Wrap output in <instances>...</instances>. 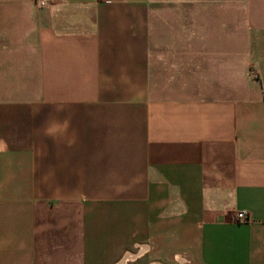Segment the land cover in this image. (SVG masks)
I'll return each mask as SVG.
<instances>
[{
  "label": "crops",
  "instance_id": "obj_1",
  "mask_svg": "<svg viewBox=\"0 0 264 264\" xmlns=\"http://www.w3.org/2000/svg\"><path fill=\"white\" fill-rule=\"evenodd\" d=\"M125 259L264 264V0H0V264Z\"/></svg>",
  "mask_w": 264,
  "mask_h": 264
},
{
  "label": "built area",
  "instance_id": "obj_2",
  "mask_svg": "<svg viewBox=\"0 0 264 264\" xmlns=\"http://www.w3.org/2000/svg\"><path fill=\"white\" fill-rule=\"evenodd\" d=\"M35 2L38 4V6L42 7L46 4L47 0H35ZM234 219L237 222H247L249 220V217L247 216V213L245 211H238Z\"/></svg>",
  "mask_w": 264,
  "mask_h": 264
},
{
  "label": "bare ground",
  "instance_id": "obj_3",
  "mask_svg": "<svg viewBox=\"0 0 264 264\" xmlns=\"http://www.w3.org/2000/svg\"><path fill=\"white\" fill-rule=\"evenodd\" d=\"M120 264H126V259L123 260Z\"/></svg>",
  "mask_w": 264,
  "mask_h": 264
},
{
  "label": "rangeland",
  "instance_id": "obj_4",
  "mask_svg": "<svg viewBox=\"0 0 264 264\" xmlns=\"http://www.w3.org/2000/svg\"><path fill=\"white\" fill-rule=\"evenodd\" d=\"M173 264H178L177 262H173Z\"/></svg>",
  "mask_w": 264,
  "mask_h": 264
}]
</instances>
